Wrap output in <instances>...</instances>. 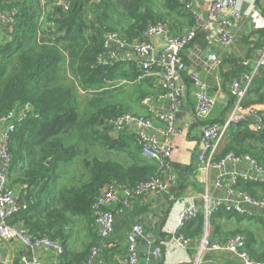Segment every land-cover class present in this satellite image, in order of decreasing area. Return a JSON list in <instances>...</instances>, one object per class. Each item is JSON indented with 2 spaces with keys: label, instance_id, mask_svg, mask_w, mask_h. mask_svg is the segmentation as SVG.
Returning a JSON list of instances; mask_svg holds the SVG:
<instances>
[{
  "label": "trees",
  "instance_id": "1",
  "mask_svg": "<svg viewBox=\"0 0 264 264\" xmlns=\"http://www.w3.org/2000/svg\"><path fill=\"white\" fill-rule=\"evenodd\" d=\"M182 3L0 0V13L13 20L0 27V118L12 110L26 114L10 138L12 162L8 182L14 191L16 186L20 188L15 193L28 207L13 216L11 225L23 226L33 237L46 236L58 241L66 257L64 242L70 228L84 221L94 229L91 205L105 187H133L156 174L157 163L143 157L140 147L136 151L132 146L135 137L113 138L106 123L107 119L128 112L114 92L126 85L135 86L133 96L139 92V85L133 83V64L102 66L98 59L105 52L106 33H118L122 40L131 43L143 40L147 28L160 22L174 29L192 26L193 18ZM253 36H259L260 41L264 29ZM197 42L207 44L203 33L188 47ZM184 61L188 63V59ZM220 67L229 83L251 71L231 57ZM224 67L227 69L223 70ZM186 82L191 81L188 78ZM144 97L146 93L142 92L139 100ZM233 104L230 94L226 112ZM244 104L262 109L263 129L251 130L250 121L231 124L214 160L219 161L228 153L250 155L264 168V67L254 76ZM77 163L79 171L75 169ZM173 167L178 176L173 190L176 201L189 186L194 167ZM237 191L264 198V183L238 179ZM223 218H235L237 226H223ZM209 223L213 228L212 242L242 236L243 250L253 260L264 262V215L240 216L221 209L210 216ZM205 229L204 215L199 214L181 232L191 238V248L195 249ZM97 239L99 242L94 245H101L100 238ZM107 242H111L110 237ZM89 253L90 250L84 260ZM23 255L31 257L26 250ZM227 255L229 258L221 259L219 264H242ZM214 259L206 255L205 264H214Z\"/></svg>",
  "mask_w": 264,
  "mask_h": 264
},
{
  "label": "built area",
  "instance_id": "2",
  "mask_svg": "<svg viewBox=\"0 0 264 264\" xmlns=\"http://www.w3.org/2000/svg\"><path fill=\"white\" fill-rule=\"evenodd\" d=\"M199 1L182 0L184 10L193 18L194 24L192 26L174 29L168 23L160 22L147 28L143 40L131 43L122 40L119 34L115 32H109L105 35V52L98 59V64L107 66L117 62H127L128 59L122 51H131L135 58L133 83L140 84L149 80L159 90L158 97L168 100L170 112L166 114L154 112L148 106L151 98L146 96L141 103L148 107L152 116L125 112L107 119L106 123L111 137L118 135L134 136L142 154L156 162L158 168L152 178L139 182L133 187H118L110 184L103 189L91 205V215L94 221L93 230L100 238L101 245H93L88 257L78 264H107L102 253L111 246L107 240L114 230L118 208L130 209L135 200L149 193H166L171 184L176 182V175L169 172L172 168L173 154L171 138L180 135L176 125V113L182 109L185 102L184 91L178 85V80L186 75L192 81L198 100L196 114L198 120H206L215 104V99L208 94L207 86L199 72L189 67L182 56L183 51L196 40L199 33L205 35L207 42L221 46L229 55L226 57L210 53L208 59L211 64L220 67L224 60L231 57L238 59L239 65L251 68V71L242 78H234L231 81L230 94L234 104L224 123L222 125L202 124L200 128L202 149L197 160L206 172L211 169L245 165L252 174L241 178L232 176L227 179L229 183L228 192L240 200L238 203L213 199L208 193H205L202 195L203 205L201 208L190 203L186 208H183L176 228L171 231L166 241L155 248L154 256L162 259L172 247L190 249L192 240L182 234L181 231L199 214L204 215L206 224L209 223L210 216L221 209H225L227 212H235L240 216L264 215V198H256L247 192L237 191L238 179L264 183V168L258 160L250 155H236L234 153L226 154L219 161L214 160V156L225 139L231 124L250 121L249 128L251 130L258 132L263 129V117L260 114L262 109L257 106H245L244 102L254 76L264 67V38L259 41V36H253L255 35L252 34L253 32L248 34L254 44L255 55L253 54L252 58L248 55L229 53V49L234 43V37L230 30L238 26L242 17L249 16L256 10V0H207L205 13L199 9ZM242 2L251 3L248 11L242 9ZM11 21L13 22L8 16L0 13V27ZM42 21L45 20L42 18ZM261 29H264V18L259 20L257 24V31ZM154 40H158L162 44L161 55L156 50ZM255 43L257 44L255 45ZM112 46H116L117 49L110 51ZM25 119L26 114L24 112L14 110L0 118V239L5 243L19 242L32 252L38 248L52 249L56 253V264H63L64 248L58 241L51 240L46 236L33 237L23 226H13L10 223L13 216L28 207L25 201H20L8 182L12 162L9 148L10 138ZM223 177L217 180L218 187L224 186ZM143 233L144 229L141 224L134 225L128 233L127 248L121 264L139 263L138 244ZM244 247L245 239L242 236L229 238L225 242H212L210 233L206 231L196 247V256L191 264H205V257L209 252L230 254L240 260L242 264H264V262L253 260L243 250ZM19 264L44 263L35 256L23 255L20 257Z\"/></svg>",
  "mask_w": 264,
  "mask_h": 264
},
{
  "label": "crops",
  "instance_id": "3",
  "mask_svg": "<svg viewBox=\"0 0 264 264\" xmlns=\"http://www.w3.org/2000/svg\"><path fill=\"white\" fill-rule=\"evenodd\" d=\"M206 2L207 0L199 1L198 7L202 13H205ZM250 7L251 3L242 2V9L244 11H248ZM255 7L256 10L254 12L250 13L249 16L246 15L242 17L238 26L230 30L234 37V43L229 49L230 54L233 52L237 55H248V57L251 58L253 54L255 55L254 44L251 42L248 34L251 32L255 34L257 32L258 21L264 18V0H256ZM154 43L158 54L161 55L162 44L158 40H154ZM111 48L110 51L117 49L116 46H112ZM122 53L128 59L126 63L132 66L135 60L132 52H125L123 50ZM210 53H216L219 56L227 55L221 46L209 42H207L205 46L197 42L193 46L187 47L182 53L183 58L188 59V66L199 72L207 86L208 94L215 99V104L208 118L204 121L198 120L196 116L198 100L195 96V87L191 80L189 84L186 82V80H188V76L186 75L178 80V85L181 86L184 91L185 102L182 109L176 113V125L180 135L171 138L173 154L171 163L172 168L169 172L172 175L177 174L173 167L174 165L185 167L193 166L194 172L190 177L189 186L177 202L173 200V190L178 182V176L176 175V182L171 184L166 193H149L135 200L130 209L118 208V212L115 216L114 230L110 235L111 242H109V244H111V246L107 247L102 253L107 264L122 263L127 248V235L136 224H141L144 229L143 236L139 239L138 244V264H191L196 256V248L185 250L172 247L165 253L162 259H158L154 256L152 251L153 246L155 245L157 247L163 241L167 240L171 231H173L178 224L180 212L183 208H186L189 203L198 208L202 207L203 194L208 193L213 199L228 200L230 203H238L240 201L236 196L229 194V183L227 179L232 176H239L241 178L245 175L252 174L247 166H229L225 169H211L206 172L197 160V156L202 149V136L200 133L202 124L207 122L222 125L229 113V111L226 112V108L230 99V83L222 76L221 69L223 66L217 67L210 63L208 59ZM225 69H227V67L223 68V70ZM137 85H139L138 93H135L134 96L133 93L125 96L127 99L125 103L127 104L126 108L128 112L152 116L148 111V107L142 105V99L139 100L142 92L146 93V96L151 98L148 106L151 107L154 112L164 114L170 112L168 100L158 97L159 90L155 88L149 80H145ZM120 136L121 135L112 137L119 138ZM131 143L136 151H140L136 142L132 141ZM141 155L144 157L142 152ZM221 177L224 179V186L218 187L217 180ZM14 189L17 193L20 188L16 186ZM234 220L236 219L223 218L221 224L234 229L237 226ZM217 221V223H219V220ZM212 229L210 223L206 224L205 232L208 231L211 233ZM97 238L92 224L88 225L84 221H79L78 224L71 227L69 236L64 242L67 256L65 257L64 253L63 264H78L83 261L91 246L99 242ZM25 250L31 253V256L39 258L44 264H56V253L52 249L38 248L32 252L19 242L5 243L1 239L0 264H19L20 257L23 256ZM225 254L226 253L223 252H209L207 257L210 256L215 258L213 263L219 264L221 259L229 258V256ZM209 261L210 263L212 262L211 260Z\"/></svg>",
  "mask_w": 264,
  "mask_h": 264
},
{
  "label": "rangeland",
  "instance_id": "4",
  "mask_svg": "<svg viewBox=\"0 0 264 264\" xmlns=\"http://www.w3.org/2000/svg\"><path fill=\"white\" fill-rule=\"evenodd\" d=\"M71 81V79L69 80V81H67V84L69 85V83H71L70 82ZM124 86V85H123ZM135 89V86L134 85H126V86H124L123 87V89L119 92V91H116V92H114L113 94H115V96L117 97V100L119 101V103H121L122 105V107H123V109H127L126 108V103H125V101L127 100L126 98H125V96L127 95V94H130V93H133V91H134V89ZM111 102V101H110ZM80 163L78 164H76L75 165V169L77 170V171H79V169H80Z\"/></svg>",
  "mask_w": 264,
  "mask_h": 264
},
{
  "label": "water",
  "instance_id": "5",
  "mask_svg": "<svg viewBox=\"0 0 264 264\" xmlns=\"http://www.w3.org/2000/svg\"><path fill=\"white\" fill-rule=\"evenodd\" d=\"M30 107H31V106H30ZM155 248H156V246L154 245V246H153V249H152L153 253H154V251H155ZM225 255H227V254H225ZM227 256H229V255H227Z\"/></svg>",
  "mask_w": 264,
  "mask_h": 264
}]
</instances>
